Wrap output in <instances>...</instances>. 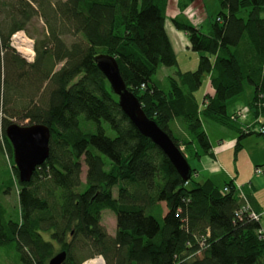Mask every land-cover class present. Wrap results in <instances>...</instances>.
<instances>
[{"label": "trees", "instance_id": "trees-1", "mask_svg": "<svg viewBox=\"0 0 264 264\" xmlns=\"http://www.w3.org/2000/svg\"><path fill=\"white\" fill-rule=\"evenodd\" d=\"M194 1L177 0L179 13L168 20L202 53L197 69L177 70L162 89L153 77L177 63L165 30L168 0H0V153L13 164L5 134L11 123L51 131L49 155L30 181L20 182L13 165L18 218L8 217L0 202V245L14 243L24 264H48L61 251L62 264L98 255L105 264H264L261 225L239 212L243 201L234 181L224 183L227 192L210 180L185 185L122 112L97 66L98 55L113 57L147 117L178 148L195 143L197 157L212 149L202 118L237 131L236 152L244 137L264 136L241 131L227 112V101L247 88L253 115L264 118V0H218L206 32L182 13ZM35 17L44 26L28 63L10 39ZM205 78L210 91L199 103L196 91ZM175 120L188 141L173 131ZM245 193L258 212L252 191ZM104 209L115 214L114 235L101 224Z\"/></svg>", "mask_w": 264, "mask_h": 264}, {"label": "rangeland", "instance_id": "rangeland-1", "mask_svg": "<svg viewBox=\"0 0 264 264\" xmlns=\"http://www.w3.org/2000/svg\"><path fill=\"white\" fill-rule=\"evenodd\" d=\"M172 4L173 0H170L169 5ZM175 5L177 7V2H175ZM219 10L220 6L218 0H196L188 5V7L184 9L182 13L194 25H199V23H202L200 25V29L202 32H206L211 25V21H213ZM43 26V21L40 18L35 17L26 27V29L18 30L17 32L24 33L26 39L32 41L33 44H35L36 39H39L41 37ZM165 26L167 34L171 40L177 63L176 65L170 67L162 66L153 77L154 80H157L159 82V85L162 89H166L168 87L167 77L176 76L177 70H196L199 57L202 54L201 52H196L188 48L189 43L185 32L176 29L173 25L167 27V22ZM171 30L174 31L176 37L171 34ZM65 39L68 43L73 40L70 36L66 37ZM60 66L61 65H58L56 69ZM206 90L210 91V86L208 85L207 78H205V80L203 81L201 88L196 91V96L199 103L201 102L203 94L206 92ZM248 91L249 89L246 88L243 93L227 101L228 114L232 115L235 113L236 119L235 121H233L237 124V126H239L241 131L245 133H248L251 130L258 131V129L263 127L262 124L264 123V118L262 115L258 113V116L255 117L253 115V107H250L248 103L247 105H245L250 94ZM241 113L243 114V116L245 115L244 119L243 117H238V115ZM202 125L212 145L211 155L213 151H216L217 159L215 158L214 154L211 156L205 153L200 156V159L206 162L208 161L212 164L215 163L216 166H220L217 170H214L216 174L214 177L215 184L223 188L224 182H226V180L228 181V178L230 176L235 179L236 184H246L250 176L257 175V173L255 172L256 166L261 167V172L259 173H263L264 136L251 134L244 137L240 142L241 149L236 152L235 145L236 140L239 137L237 131L222 123H218L207 118H202ZM102 126L108 136H115L114 131L107 123L103 122ZM89 127H93L92 124H89ZM172 128L177 135L181 136V138H184L186 141L189 140V136H187V133L184 130V126L179 120L174 121ZM179 149L184 154L191 169L195 170L191 178L186 181L185 185H190V183L192 182V178L198 182L201 181L202 177H199V172L201 171V167L199 164L200 161L199 157L196 156V153L199 151V147L195 143L187 145L180 143ZM201 164H203V162ZM13 165L14 160L12 164V161L4 152L0 153V189L3 188L0 191V202L6 209L8 217L15 219L18 218V215L20 214L17 198L19 188L17 187L16 183L11 182V178L13 177ZM206 174L207 173H203L201 174V176L206 177ZM80 177L81 182L84 183V166L82 167V173ZM242 191L246 195L243 188ZM116 193L117 189L113 188V194L116 195ZM254 195L257 201L262 206H264V187H261L257 192H254ZM256 213L261 218V213ZM101 224L106 228V230L115 232V214L109 209H104L101 212ZM262 228L264 229L263 225ZM44 238L49 240V234H44ZM95 257L92 258L94 259ZM92 258L89 259L91 260ZM84 262H86V260ZM0 264H24L21 260L20 253L15 248L14 243L11 242L0 245Z\"/></svg>", "mask_w": 264, "mask_h": 264}, {"label": "water", "instance_id": "water-1", "mask_svg": "<svg viewBox=\"0 0 264 264\" xmlns=\"http://www.w3.org/2000/svg\"><path fill=\"white\" fill-rule=\"evenodd\" d=\"M96 62L99 70L107 79L111 90L117 96V104L129 121L145 137L149 138L173 165L183 181L191 176V167L184 154L175 145L171 137L145 114L139 99L127 89L116 60L109 55H98ZM12 150L14 165L19 181H30L36 167L49 155L51 131L43 124L20 125L11 123L5 128ZM66 252L61 251L52 257L48 264H62Z\"/></svg>", "mask_w": 264, "mask_h": 264}, {"label": "built area", "instance_id": "built-area-1", "mask_svg": "<svg viewBox=\"0 0 264 264\" xmlns=\"http://www.w3.org/2000/svg\"><path fill=\"white\" fill-rule=\"evenodd\" d=\"M23 34V35H22ZM10 47L26 62L31 63L34 60L35 52H34V44L32 41L27 40L24 33L15 32L11 39H10ZM238 117L245 118V115L239 114ZM230 119L234 120L236 119L235 113L230 115ZM260 132L264 131V127H261L259 129ZM255 172L259 173L261 172V168H255ZM236 190L238 192L239 199L243 201V205H241L239 212L240 213H246L250 218L257 221L259 224L261 223L260 216L251 208L250 203L248 202L247 196L243 193L242 188L238 185H235ZM228 187L224 186L222 188V192H227ZM257 234L259 237L264 240V229L261 228L257 231ZM83 264H105V261L102 256L98 255L94 259L91 260L88 259Z\"/></svg>", "mask_w": 264, "mask_h": 264}, {"label": "crops", "instance_id": "crops-1", "mask_svg": "<svg viewBox=\"0 0 264 264\" xmlns=\"http://www.w3.org/2000/svg\"><path fill=\"white\" fill-rule=\"evenodd\" d=\"M175 2H177V0H173V4L172 5H169L170 4V0H168V3H167V7H166V16H167L166 22H167V27L172 25V23L168 19H171V18L175 17L179 13V10L176 7ZM166 22H165V25H166ZM201 24L202 23H199V25H201ZM165 30H166V26H165ZM171 34L174 37H176L174 31H172V30H171ZM170 42H171V40H170ZM188 48H189V46H188ZM206 92H207V90H206ZM247 103H248V101L246 102L245 105H247ZM247 122H250V121H247ZM213 154L215 155V158L217 159V153H216V151L215 152L213 151L212 152V155ZM209 155H211V153ZM199 161H200L199 164H200V167H201V171L199 172V177H202V180L199 181V182L202 183L205 180H210L213 184H215L214 177H215L216 174H215V171L214 170H217L218 167H220V166L219 165L216 166L215 163L212 164V163H209L208 161L207 162L206 161H203L202 159H200V157H199ZM202 162H203V164H201ZM256 167H258V166H256ZM203 173H207L206 174L207 176L206 177L205 176H201V174H203ZM230 180H233L234 181V184H236L235 179L232 176H230L228 178V181H230ZM215 185L218 186L217 184H215ZM236 185H238V184H236ZM240 186L244 189V191H248L250 189V191L253 192L252 193L253 203H254V206L256 207V210L261 213V224L264 226V206H262L257 201V199H256V197L254 195V192H257L258 189H260L261 187H264V171H263V173H257V175L250 176L248 178V180H247V183L246 184H242ZM108 233L111 234V235H114L115 232L108 231Z\"/></svg>", "mask_w": 264, "mask_h": 264}]
</instances>
